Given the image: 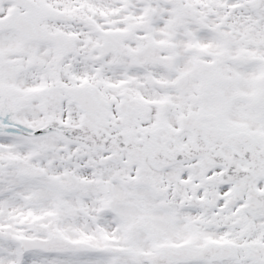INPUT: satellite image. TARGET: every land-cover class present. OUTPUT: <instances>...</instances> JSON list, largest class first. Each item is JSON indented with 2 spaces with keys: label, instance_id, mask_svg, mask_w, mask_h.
Returning <instances> with one entry per match:
<instances>
[{
  "label": "snow or ice",
  "instance_id": "1",
  "mask_svg": "<svg viewBox=\"0 0 264 264\" xmlns=\"http://www.w3.org/2000/svg\"><path fill=\"white\" fill-rule=\"evenodd\" d=\"M0 264H264V0H0Z\"/></svg>",
  "mask_w": 264,
  "mask_h": 264
}]
</instances>
